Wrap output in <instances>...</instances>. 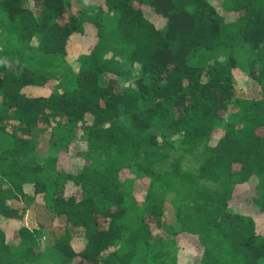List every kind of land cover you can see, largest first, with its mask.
I'll return each instance as SVG.
<instances>
[{"label": "trees", "instance_id": "1", "mask_svg": "<svg viewBox=\"0 0 264 264\" xmlns=\"http://www.w3.org/2000/svg\"><path fill=\"white\" fill-rule=\"evenodd\" d=\"M77 3L0 0V264H264L260 222L230 208L254 182L264 215V0ZM86 25L96 40L70 63ZM233 69L250 80L243 97ZM77 124L88 149L67 171L58 153ZM47 130L56 150L41 157ZM168 193L179 237L152 239Z\"/></svg>", "mask_w": 264, "mask_h": 264}, {"label": "rangeland", "instance_id": "2", "mask_svg": "<svg viewBox=\"0 0 264 264\" xmlns=\"http://www.w3.org/2000/svg\"><path fill=\"white\" fill-rule=\"evenodd\" d=\"M89 1L100 2L101 0H86V2H89ZM70 9L72 12L78 10L77 0H71ZM233 14L236 15V13H233ZM156 18L157 17H154L153 15H151V19L153 21H155V24L158 26L160 24V19L159 18L156 19ZM85 27L90 28L91 31L85 32V33H83L77 37L76 48L71 50L69 52V54L66 56V59L70 63L74 61V59L77 57L79 52H83V51L88 50L87 47H88L89 41L94 42L96 40L94 33H92V31H93L92 26L86 25ZM76 69H77V66L74 67V70H76ZM233 75H234L233 77H234V81H235L237 95L242 96V97L245 96L246 92H247V89L245 86V80L246 79L249 80V78L238 69H233ZM65 78H66V76L64 77V79ZM52 82L53 81H49L50 84H52ZM54 83H55V81H54ZM67 84H68V82H66L65 85H62V87H66ZM62 87L59 88V91L63 90ZM49 90L50 89L48 88V85H47V87H43L41 90H39V92L48 94ZM81 125L82 124H77V126L74 128V132L72 135L73 140L69 144L67 151L62 154V152L65 151V149H62L58 153L59 157H58L57 165H56L58 168H61V169L67 170V171H72L73 167H74L73 162L76 159V156H78L80 152L84 153L87 151L88 147H87L86 143L84 142V140H82V138L81 139L78 138V136L82 132ZM61 135H63V134L61 133ZM48 137H49V131L47 130L46 132H43L41 135H39V139L37 141H35L36 142L35 149H37L40 152L41 157L47 151H50L53 153L56 150L55 148L51 147V145L49 146ZM173 158L174 157L171 156L170 159H173ZM184 164H185L184 166H188L190 168L197 166L196 161L189 163L187 158L185 159ZM126 172H127V170H125V173ZM126 174L128 175L129 173H126ZM129 176H130V174H129ZM147 180L148 179H144V180L138 179L135 181L136 188H138V190H136L134 195L139 202L143 199L146 187L148 186ZM253 184H254V182H251L249 184L245 183V184L235 186V189H234L235 194H234V198H233L232 202L230 203V208H236L238 210L249 211L250 214H252L255 217V219L260 222L262 228L264 229V215L261 213H258L257 209L254 208L253 204L249 201V196L252 195L251 193H249V190L251 189ZM7 188H8L7 184L2 185V189L5 190ZM23 189H24V192H26V193L33 190V188L31 186H28V184H25ZM253 190H255V188ZM50 196H51L50 193H46L43 195V197H42V194L34 195V198L37 199L38 200L37 202L40 204L43 202L44 199L48 200L50 198ZM31 197L33 198V196H31ZM171 197H172L171 193H168L164 199V202H163V219H162V222L160 223V225L159 224L153 225L154 231L152 233L153 234L152 239H155L157 236H163L164 237L166 235H170V237H172L174 239H177L179 237L177 234L175 235V232L179 231V225L177 224L176 218L174 217L175 210H174L173 203L170 202V199H172ZM10 205L21 209V211L24 210L21 223H23L24 225H26L30 229L37 226L36 212L33 209V206H31V204L28 205V201L22 200V199L11 200ZM164 224H171L172 230H173L172 233L168 232V230H166V228L164 227ZM39 245H41L43 247V248H41V250L49 249V247L46 246L44 239L39 240ZM73 246L78 249L81 246V241L78 240L77 238L76 239L74 238ZM50 255H52V254L49 253L48 256L51 257ZM190 255H189V253H184L185 257L182 258L181 264H200L199 259H198V257H199L198 255H196V256H193V255L190 256ZM52 263H53V260H52Z\"/></svg>", "mask_w": 264, "mask_h": 264}]
</instances>
